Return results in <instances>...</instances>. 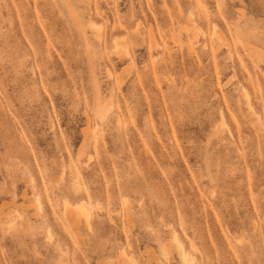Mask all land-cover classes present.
<instances>
[{
	"label": "rangeland",
	"instance_id": "obj_1",
	"mask_svg": "<svg viewBox=\"0 0 264 264\" xmlns=\"http://www.w3.org/2000/svg\"><path fill=\"white\" fill-rule=\"evenodd\" d=\"M184 254L264 264V0H0V264Z\"/></svg>",
	"mask_w": 264,
	"mask_h": 264
},
{
	"label": "bare ground",
	"instance_id": "obj_2",
	"mask_svg": "<svg viewBox=\"0 0 264 264\" xmlns=\"http://www.w3.org/2000/svg\"><path fill=\"white\" fill-rule=\"evenodd\" d=\"M194 31V30H193ZM215 32V31H214ZM251 32V31H250ZM239 34V33H238ZM252 43V42H251ZM255 45V44H254ZM252 53V52H251ZM254 55V54H253ZM258 57V56H257ZM246 94V93H245ZM245 94H244V97H245ZM248 95H246V97H247ZM247 99V101H248V98H246ZM249 102V101H248ZM64 209L67 211V212H69V213H72V212H83L84 214L86 213H88L89 211H88V209H87V207H86V205H85V203H82V202H80V203H70V202H65L64 203ZM88 215V214H87ZM86 215V216H87ZM88 217V216H87ZM183 262L184 263H186V264H190V260H189V258L184 254L183 255Z\"/></svg>",
	"mask_w": 264,
	"mask_h": 264
}]
</instances>
